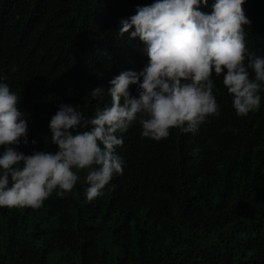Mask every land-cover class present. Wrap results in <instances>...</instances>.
<instances>
[{
    "label": "trees",
    "instance_id": "1",
    "mask_svg": "<svg viewBox=\"0 0 264 264\" xmlns=\"http://www.w3.org/2000/svg\"><path fill=\"white\" fill-rule=\"evenodd\" d=\"M152 2L0 0V77L23 90L30 119L21 151L54 152L45 137L60 103L91 116L110 102L92 100L91 87L144 67L143 42L118 29ZM242 7L247 47L264 55V0ZM213 78L220 115L196 135L171 129L160 141L133 122L117 148L123 173L103 195L86 200L81 171L71 193L54 192L39 209L0 208V264H264V91L259 110L239 117L222 77Z\"/></svg>",
    "mask_w": 264,
    "mask_h": 264
},
{
    "label": "clouds",
    "instance_id": "2",
    "mask_svg": "<svg viewBox=\"0 0 264 264\" xmlns=\"http://www.w3.org/2000/svg\"><path fill=\"white\" fill-rule=\"evenodd\" d=\"M245 0H153L121 18L118 35L143 42L147 63L126 69L107 86H93L90 98L110 102L86 116L78 105L60 103L48 122L46 145L54 152L28 146L29 114L21 110L23 90H13L0 77V208L39 209L55 192L71 193L85 171L88 202L104 194L124 160L117 148L123 133L138 122L141 136L166 139L171 129L196 135L202 124L220 115L215 77L231 96L239 117L259 110L264 91V55L247 47ZM210 7L209 12L202 11ZM97 78L103 72H96ZM137 87V95L130 93ZM35 139L31 144H36Z\"/></svg>",
    "mask_w": 264,
    "mask_h": 264
}]
</instances>
